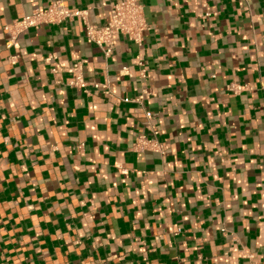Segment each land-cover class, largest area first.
Listing matches in <instances>:
<instances>
[{"label":"crops","instance_id":"0c3cea01","mask_svg":"<svg viewBox=\"0 0 264 264\" xmlns=\"http://www.w3.org/2000/svg\"><path fill=\"white\" fill-rule=\"evenodd\" d=\"M54 1L0 0V264H264V0H140L109 58L80 18L8 48ZM63 1L101 26L123 0Z\"/></svg>","mask_w":264,"mask_h":264},{"label":"built area","instance_id":"2783aa9c","mask_svg":"<svg viewBox=\"0 0 264 264\" xmlns=\"http://www.w3.org/2000/svg\"><path fill=\"white\" fill-rule=\"evenodd\" d=\"M80 18L85 26V36L89 43L94 44L101 50L105 58H109L114 50V39L121 36L130 42L134 43L137 47L143 48L144 35L149 27L144 15V9L140 0H123L118 3H112L110 6V19L101 26L92 25L87 21L85 12H70L63 0H56L52 2L44 10H36L32 14L24 16L23 18L14 21L7 29L12 35L11 43L8 48H11L17 36L25 31L40 26H56L63 24L66 21ZM138 66L140 68V78H147V70L143 63L138 59ZM52 72L56 73L57 70L53 69ZM69 75V87L77 89L84 93H88L90 88L95 90L103 89L104 94L109 96L110 90L108 85H102L97 82H89L85 79L83 74V64L76 62L67 68ZM228 89L235 94L244 90V87L230 84ZM146 94V92H145ZM142 97L134 100L125 99V103L142 104ZM146 119H151V113L145 112ZM153 138L141 136L137 140V148L140 151H153L163 154V148L157 141V132H154Z\"/></svg>","mask_w":264,"mask_h":264}]
</instances>
